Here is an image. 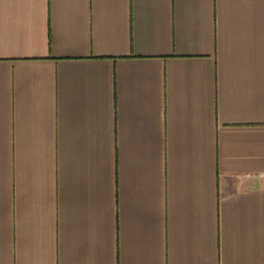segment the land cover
<instances>
[{"label": "crops", "instance_id": "0c3cea01", "mask_svg": "<svg viewBox=\"0 0 264 264\" xmlns=\"http://www.w3.org/2000/svg\"><path fill=\"white\" fill-rule=\"evenodd\" d=\"M0 264H264V0H0Z\"/></svg>", "mask_w": 264, "mask_h": 264}]
</instances>
